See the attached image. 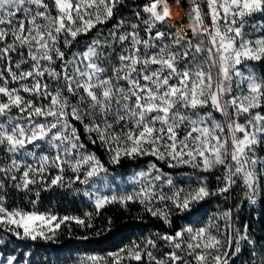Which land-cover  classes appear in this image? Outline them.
<instances>
[{"label":"snow or ice","instance_id":"obj_1","mask_svg":"<svg viewBox=\"0 0 264 264\" xmlns=\"http://www.w3.org/2000/svg\"><path fill=\"white\" fill-rule=\"evenodd\" d=\"M0 264H264V0H0Z\"/></svg>","mask_w":264,"mask_h":264},{"label":"trees","instance_id":"obj_2","mask_svg":"<svg viewBox=\"0 0 264 264\" xmlns=\"http://www.w3.org/2000/svg\"><path fill=\"white\" fill-rule=\"evenodd\" d=\"M123 171V170H121ZM126 180V176L117 179V184H121ZM19 202L21 206L28 207L27 203L15 192H10L9 203ZM51 209L59 215H82L86 211H92V207L87 202H80V198H76V202L73 203V198L63 199L59 191L44 193L43 201L40 205L41 211ZM137 206L133 205L129 212H124L118 206L109 205L103 210V217L97 218V224H102L103 219L112 216L118 220L121 227L120 230L114 231L111 234H106L105 239L97 238L92 242L77 241L67 239V230L62 226V241L66 254L68 255H81V254H100L103 255L108 251H114L117 247L128 243L129 239H135L139 234V228L137 225L139 221L134 219L137 214ZM82 230L77 229L75 235H81ZM55 247V246H54Z\"/></svg>","mask_w":264,"mask_h":264},{"label":"rangeland","instance_id":"obj_3","mask_svg":"<svg viewBox=\"0 0 264 264\" xmlns=\"http://www.w3.org/2000/svg\"><path fill=\"white\" fill-rule=\"evenodd\" d=\"M173 12H174V16H175L177 19H179L180 16L182 15V14H181V11H180L178 8H174V9H173Z\"/></svg>","mask_w":264,"mask_h":264},{"label":"bare ground","instance_id":"obj_4","mask_svg":"<svg viewBox=\"0 0 264 264\" xmlns=\"http://www.w3.org/2000/svg\"><path fill=\"white\" fill-rule=\"evenodd\" d=\"M180 10V9H179Z\"/></svg>","mask_w":264,"mask_h":264},{"label":"built area","instance_id":"obj_5","mask_svg":"<svg viewBox=\"0 0 264 264\" xmlns=\"http://www.w3.org/2000/svg\"><path fill=\"white\" fill-rule=\"evenodd\" d=\"M182 14V13H181Z\"/></svg>","mask_w":264,"mask_h":264}]
</instances>
